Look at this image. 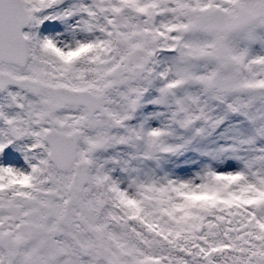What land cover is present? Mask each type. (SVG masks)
<instances>
[{
    "label": "snow or ice",
    "instance_id": "obj_1",
    "mask_svg": "<svg viewBox=\"0 0 264 264\" xmlns=\"http://www.w3.org/2000/svg\"><path fill=\"white\" fill-rule=\"evenodd\" d=\"M0 264H264V0H0Z\"/></svg>",
    "mask_w": 264,
    "mask_h": 264
}]
</instances>
